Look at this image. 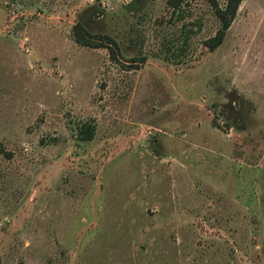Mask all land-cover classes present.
<instances>
[{
	"label": "rangeland",
	"instance_id": "374dc122",
	"mask_svg": "<svg viewBox=\"0 0 264 264\" xmlns=\"http://www.w3.org/2000/svg\"><path fill=\"white\" fill-rule=\"evenodd\" d=\"M218 27L207 0H0V264H264V0Z\"/></svg>",
	"mask_w": 264,
	"mask_h": 264
},
{
	"label": "trees",
	"instance_id": "16d2710c",
	"mask_svg": "<svg viewBox=\"0 0 264 264\" xmlns=\"http://www.w3.org/2000/svg\"><path fill=\"white\" fill-rule=\"evenodd\" d=\"M182 0H166V3L172 7V9L179 6ZM213 11L215 16L219 21V27L216 29L213 35L204 39V45L208 47V49H212L214 46L219 44L224 36L225 30L230 24V21L233 18L236 7L239 3V0H225L223 5H219L216 0H207ZM191 28L187 27L184 30V35L190 31ZM73 35L74 40L77 43L87 46H95L100 42L112 43L117 46L115 40L107 34L97 33L92 34L88 31L84 30L79 25H74L73 27ZM94 131V124L91 121H83L76 127L77 135L80 139H89L91 138ZM0 151L4 152L2 147H0Z\"/></svg>",
	"mask_w": 264,
	"mask_h": 264
},
{
	"label": "clouds",
	"instance_id": "9594fccd",
	"mask_svg": "<svg viewBox=\"0 0 264 264\" xmlns=\"http://www.w3.org/2000/svg\"><path fill=\"white\" fill-rule=\"evenodd\" d=\"M254 74H255V70H253L251 73H245L244 82H248L249 80H251ZM232 85H235V87L238 89L240 88V85L235 80H233Z\"/></svg>",
	"mask_w": 264,
	"mask_h": 264
}]
</instances>
